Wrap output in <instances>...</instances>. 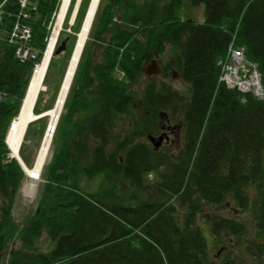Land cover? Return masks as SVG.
I'll list each match as a JSON object with an SVG mask.
<instances>
[{
	"label": "trees",
	"instance_id": "trees-1",
	"mask_svg": "<svg viewBox=\"0 0 264 264\" xmlns=\"http://www.w3.org/2000/svg\"><path fill=\"white\" fill-rule=\"evenodd\" d=\"M88 1L78 7L76 33ZM184 3L203 5L201 23L181 15ZM57 4L27 0L20 8L18 0H0V264H212L202 225L216 238H238L245 225L201 212L230 198L254 215L245 249L264 256V99L218 82L219 61L230 47H244L264 91V0H100L41 172L37 207L17 230L9 211L25 174L6 158L4 139ZM20 11L40 52L24 63L6 41ZM71 36L62 39L69 44ZM157 55L165 58L161 79L151 78L139 96L135 82ZM170 71L187 83L188 97L164 81ZM159 114L183 121L178 161L136 141L159 132ZM94 178L101 182L91 191ZM15 233L20 245L2 262ZM43 233L46 251L36 245Z\"/></svg>",
	"mask_w": 264,
	"mask_h": 264
},
{
	"label": "rangeland",
	"instance_id": "rangeland-1",
	"mask_svg": "<svg viewBox=\"0 0 264 264\" xmlns=\"http://www.w3.org/2000/svg\"><path fill=\"white\" fill-rule=\"evenodd\" d=\"M55 10L51 14V17L48 22V34L50 32V27L52 25ZM181 15H183L184 18H190L194 21L201 22L203 20V5L201 4L197 6H192L188 3H184V7L182 9ZM73 22L71 21V18L68 16L67 26H65V24L63 23V27L59 34L56 47L60 45L62 41L65 40V39L64 40L62 39V36L64 34L68 33V35L70 34L72 36L69 40V44L67 43L65 44V49L60 54L53 55L52 63L49 67V70L47 72V76L45 79L47 90L44 91L38 97L37 103L35 104V108H34L35 110H39V113L44 110L49 109L54 103L61 79L63 77L64 71L67 65L68 58L71 54V51L73 49V46L76 40V32H74V30L71 29V26H73ZM34 49L37 53L36 55V58H37L40 52L38 49L36 48ZM99 58H100L99 48H96L94 61L95 62L98 61ZM156 59L157 60L154 61L156 66L152 64V61H150V63L144 66L142 70V75L135 82V85L133 88H135L139 96L143 95V90L151 78L154 77L157 80L161 79V76L160 74H157L156 69L161 63L165 62V58L164 56L157 55ZM170 73H171L170 77L166 78L164 81L167 84H169L173 89H176L180 93H183L185 97H188L189 93H188L187 83L182 81V79L178 75L173 76V74L175 73H172V71H170ZM115 76L118 79H122L124 77V75L118 72L115 74ZM61 113H63V109ZM17 115H18V112L15 115V117H17ZM159 116H160L158 119L159 124L161 122L164 123L167 120V117L172 122L180 124V127H181V123L183 124V121H181L182 119L180 120L179 117L176 119H173L172 117H169L163 114H159ZM56 126L57 124L54 126L53 135H54ZM47 127H48V117L45 115L43 117H40L30 122V124L26 128V130L28 129V132L26 135L24 134V138H23L21 146L23 147L22 148L23 156L25 158H28L30 162L29 165H31L34 160V156L39 146L41 137ZM181 129H182L181 137L179 133V136L175 138L174 142H172L170 145L168 144L161 145L159 148L155 149L156 154L160 158L171 159L173 161L180 160V158L182 157V151L184 149V145L186 142L185 133H184V125ZM26 130H25V133H26ZM53 135H52V140H53ZM158 135L157 134L152 135L156 137L155 141H157ZM137 138L138 139H136V141H144L146 142L147 145L154 147L152 143L149 142V140L146 138V136H141ZM51 154H52V141H51V146H50V156L47 162L50 160ZM19 155L21 157L20 152H19ZM6 158L11 159V157L9 156V149L7 151ZM24 174H25V178L22 181L21 187L19 188L18 193L14 197L13 202L11 203V208L9 211L11 221L16 226L17 230L23 228L28 218H30L33 215L37 207V199H38L37 196H38L39 187H40V184L42 183V177L40 173V177L34 182L33 187L30 189L29 188L31 184L30 179L25 172ZM155 176L156 175L154 174H150V175H147L146 178L150 181H153L155 179ZM100 182L101 181L98 178H94L90 180L88 188L91 191H94L97 189ZM201 213H200L201 215L213 214V215L226 216V217L238 220L240 222H243L245 225L244 233L242 234V236L238 238L237 236L230 238V236H224L225 234H220V236L216 238L215 235H213L210 232V228L202 225L203 234H204L205 241H206L207 248H208L207 250L209 251V258L212 261L211 262L212 264H264V256H258V255L251 254L245 249V247L249 245L248 242L251 241V239H253V235L255 234L253 230H255V227H256L254 215L250 213L249 210H246V208L244 209L241 206H238V204H235L233 199L230 198L228 200H224V202L221 205H206L204 207V210ZM200 217H203V216H200ZM227 237L229 238L230 241L228 240ZM231 239L233 240L231 241ZM8 242H9L8 250L6 254H4V256L2 257V262H5L6 257L13 249H16L19 247L20 245L19 235H17L16 233L13 234L10 237ZM36 245L39 250L46 251L48 249L50 245V241L46 238L45 233L41 235ZM221 245L225 246L226 248L220 256L215 257V253L217 252L218 248H220ZM221 250L222 248H220L218 252H221Z\"/></svg>",
	"mask_w": 264,
	"mask_h": 264
},
{
	"label": "bare ground",
	"instance_id": "bare-ground-1",
	"mask_svg": "<svg viewBox=\"0 0 264 264\" xmlns=\"http://www.w3.org/2000/svg\"><path fill=\"white\" fill-rule=\"evenodd\" d=\"M82 0H58L57 8L54 13L52 25L50 27L49 35L46 39L45 47L41 53V57L37 63H35L31 75L28 79L25 92L21 99V103L16 118V129L11 131L7 137V143L9 146V156L12 158H22L19 155L20 147L24 138L25 130L30 122L40 118L42 114L48 117V127L44 131L39 146L36 150L34 160L31 165H27L23 160V170L30 179V189L33 187L34 182L40 177V173L44 164L47 162L50 156V146L52 141L53 131L51 127L55 126L58 122L60 113L63 109L64 102L69 92L70 86L73 81V77L83 50V47L88 39V35L91 29V25L98 8L100 0H89L86 8V12L79 31L76 33V40L68 58L67 65L61 79L55 100L53 105L40 113H35L34 108L38 97L47 90V86L44 83L49 63L53 57L55 47L58 42L59 34L62 30L63 23L67 16L71 18L73 22ZM27 18V17H26ZM203 21V20H202ZM201 21V22H202ZM198 22V21H196ZM200 22V23H201ZM242 48L243 59H246L244 54V47ZM227 58V56H226ZM225 58V60H226ZM220 62V61H219ZM251 63V62H250ZM220 65V64H219ZM221 69V65H220ZM223 75L222 71H219L218 82L220 76ZM224 83V82H222ZM225 84V83H224ZM226 85V84H225ZM227 86V85H226ZM228 88H232L227 86ZM263 89V88H262ZM252 93L251 91H248ZM245 92V93H248ZM253 94V93H252ZM254 95V94H253ZM255 96V95H254ZM264 96L257 97L256 99H264Z\"/></svg>",
	"mask_w": 264,
	"mask_h": 264
},
{
	"label": "built area",
	"instance_id": "built-area-1",
	"mask_svg": "<svg viewBox=\"0 0 264 264\" xmlns=\"http://www.w3.org/2000/svg\"><path fill=\"white\" fill-rule=\"evenodd\" d=\"M18 1L20 7L24 8L27 0ZM26 17L27 13L20 11L15 23L6 36V41L15 47V57L20 63L33 60L37 55L35 49L30 44L32 37L31 29L27 24L22 22V19ZM242 53V48L230 47L228 49L226 60L219 62L221 65L220 71L223 73L219 81L224 82L229 87L237 88L242 93L251 91L257 97L264 96L256 66L245 61ZM0 98H3L1 93ZM16 124V117H14L10 122L8 133L16 129Z\"/></svg>",
	"mask_w": 264,
	"mask_h": 264
},
{
	"label": "flooded vegetation",
	"instance_id": "flooded-vegetation-1",
	"mask_svg": "<svg viewBox=\"0 0 264 264\" xmlns=\"http://www.w3.org/2000/svg\"><path fill=\"white\" fill-rule=\"evenodd\" d=\"M157 59L154 58L152 60V64L155 65L154 61H156ZM157 63V62H156ZM151 64V65H152ZM150 65V66H151ZM152 65V66H153ZM156 66V65H155ZM150 68V67H149ZM157 71V74H161V67L160 65L158 66V68L156 69ZM176 76L177 74H173V76ZM183 127L182 123H181V127H180V124L178 123H175V122H172L168 117H167V120L164 122V123H160V129H159V132L157 133V138L159 136H161V141L159 144L156 145V143L158 141H155L156 140V137L154 136V142L152 143V145L154 146L155 149L159 148L161 145H170L172 142H174V139L177 138L179 136V133H180V137H181V128Z\"/></svg>",
	"mask_w": 264,
	"mask_h": 264
},
{
	"label": "water",
	"instance_id": "water-1",
	"mask_svg": "<svg viewBox=\"0 0 264 264\" xmlns=\"http://www.w3.org/2000/svg\"><path fill=\"white\" fill-rule=\"evenodd\" d=\"M65 44H66V41L64 40V41H62L61 43H60V45H58L56 48H55V50H54V54L55 55H57V54H60L64 49H65ZM43 116H45L44 114H42L40 117H43ZM54 130V126H52L51 127V131H53ZM149 138V140L153 143L154 142V137L153 136H149L148 137ZM157 143H156V145L157 144H159L160 143V141H161V136H159L158 138H157ZM16 160H17V162L20 164V166H21V168L23 169V166H24V163H23V161L20 159V158H15ZM22 164H23V166H22ZM24 171V170H23ZM25 172V171H24Z\"/></svg>",
	"mask_w": 264,
	"mask_h": 264
}]
</instances>
